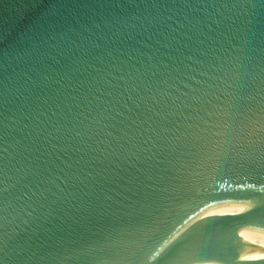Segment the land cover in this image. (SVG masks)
I'll use <instances>...</instances> for the list:
<instances>
[{"label":"water","instance_id":"95a60500","mask_svg":"<svg viewBox=\"0 0 264 264\" xmlns=\"http://www.w3.org/2000/svg\"><path fill=\"white\" fill-rule=\"evenodd\" d=\"M264 264V0H0V264Z\"/></svg>","mask_w":264,"mask_h":264},{"label":"bare ground","instance_id":"6f19581e","mask_svg":"<svg viewBox=\"0 0 264 264\" xmlns=\"http://www.w3.org/2000/svg\"><path fill=\"white\" fill-rule=\"evenodd\" d=\"M226 264H249L246 261H239V262H232V263H226Z\"/></svg>","mask_w":264,"mask_h":264}]
</instances>
